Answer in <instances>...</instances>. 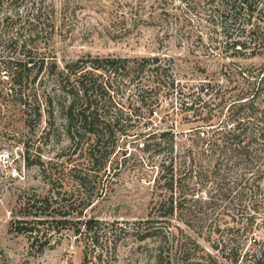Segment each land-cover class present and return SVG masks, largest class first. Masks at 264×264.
I'll use <instances>...</instances> for the list:
<instances>
[{
    "label": "trees",
    "instance_id": "16d2710c",
    "mask_svg": "<svg viewBox=\"0 0 264 264\" xmlns=\"http://www.w3.org/2000/svg\"><path fill=\"white\" fill-rule=\"evenodd\" d=\"M58 1L0 0V59L25 126L33 132L45 119L46 142L60 144L65 137L72 145L87 143L92 169H71L77 187L66 191L27 150L25 164L48 172L50 188L45 196L20 197L10 231L41 252L70 232L84 245L83 264H117L120 247L129 244L138 264H226L188 231L193 230L223 242L228 264H264V238L256 233L264 228V65L230 61L264 57V0L196 3L208 25L210 55L229 63L221 69L225 84L207 75L193 85L182 81L173 57L161 54L59 60L57 37L67 39L64 28L72 26L76 9L72 0L60 6ZM175 1L120 0L113 8L120 22L159 27L169 36ZM158 44L162 49L164 38ZM161 95H172L178 105L165 106ZM174 115L188 128L172 122ZM137 125L149 155L146 166L154 171L147 217H87L85 210L103 191L99 174L112 176L106 164L116 133ZM231 211L245 223L229 237L220 221Z\"/></svg>",
    "mask_w": 264,
    "mask_h": 264
},
{
    "label": "rangeland",
    "instance_id": "374dc122",
    "mask_svg": "<svg viewBox=\"0 0 264 264\" xmlns=\"http://www.w3.org/2000/svg\"><path fill=\"white\" fill-rule=\"evenodd\" d=\"M118 1L120 0H72L76 12L73 14L70 29L64 28L68 31V37L62 41L59 35L55 46L59 60L77 59L88 54L122 57L161 54L176 60L179 76L188 85L203 81L207 75L209 79L226 83L221 69L224 63L229 62L210 55L205 34L208 33V25L203 20L198 5L196 6L199 0L175 1L176 10L172 12L175 17L169 24V36L159 27L140 25L136 28L130 22H120L113 8ZM146 2L150 5L153 0ZM60 3L61 0L58 1L59 6ZM63 24V21L58 23ZM159 38H164L162 49L158 44ZM230 61L245 67L264 65V57ZM1 62L0 59V264H83L84 245L70 232H63L64 237L57 244L41 252L31 247L26 236L10 231V221L13 219V212L20 208L21 196H45L50 188V180L57 178L61 179L63 190L73 191L77 182L71 169H92V164L88 157L87 143L81 146L72 145L65 137L60 144L53 140L46 142L45 119L33 132L25 126L21 108L13 98L11 74L7 73ZM199 67L204 68L206 73H200ZM163 97L166 98L163 101L165 106L172 103L178 105L172 95H161L162 100ZM124 101L126 105L131 103L127 96ZM172 122L182 129L188 128L180 124V116L174 115ZM158 124L159 127L162 126L159 121ZM149 131L151 128L144 132ZM141 132V126L137 125L128 128L125 133H116L113 154L106 164L112 178L102 177L103 172L99 174L97 181L103 191H96L100 196L95 204L85 210L84 215L87 217L94 216L107 222H125L147 217L154 171L146 166L149 155L143 151L144 139L138 137ZM63 149H66L64 153ZM27 150L31 161L39 159L47 169L52 170L51 179L49 173H43L40 167H28L25 164ZM203 195L206 196L205 192ZM233 217L231 211L220 221L222 228H228L229 237L232 234L235 236L245 223V220L240 222ZM188 231L204 248L228 264L222 257L223 242L214 243V237L205 234L199 237L193 230ZM256 233L258 237L264 238V228H259ZM219 236L218 233L217 238L221 240ZM132 247V244L120 247L117 264H138L136 254L131 251Z\"/></svg>",
    "mask_w": 264,
    "mask_h": 264
}]
</instances>
